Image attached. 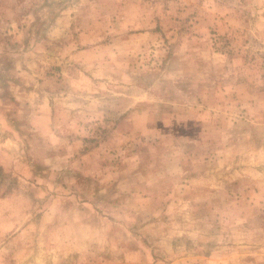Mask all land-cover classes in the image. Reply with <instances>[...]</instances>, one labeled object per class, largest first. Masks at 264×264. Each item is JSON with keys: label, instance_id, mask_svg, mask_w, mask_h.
<instances>
[{"label": "rangeland", "instance_id": "374dc122", "mask_svg": "<svg viewBox=\"0 0 264 264\" xmlns=\"http://www.w3.org/2000/svg\"><path fill=\"white\" fill-rule=\"evenodd\" d=\"M0 264H264V0H0Z\"/></svg>", "mask_w": 264, "mask_h": 264}]
</instances>
